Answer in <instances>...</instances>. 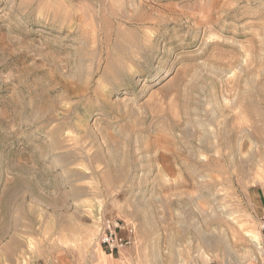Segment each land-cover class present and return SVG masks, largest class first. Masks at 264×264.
<instances>
[{
	"label": "rangeland",
	"instance_id": "1",
	"mask_svg": "<svg viewBox=\"0 0 264 264\" xmlns=\"http://www.w3.org/2000/svg\"><path fill=\"white\" fill-rule=\"evenodd\" d=\"M263 215L264 0H0V264L103 217L140 264H240Z\"/></svg>",
	"mask_w": 264,
	"mask_h": 264
},
{
	"label": "crops",
	"instance_id": "2",
	"mask_svg": "<svg viewBox=\"0 0 264 264\" xmlns=\"http://www.w3.org/2000/svg\"><path fill=\"white\" fill-rule=\"evenodd\" d=\"M134 247L125 249L122 252L108 253L97 242L91 243L87 249H80L69 253H64L59 258H55L49 264H140L134 252ZM176 253V252H175ZM177 254V253H176ZM174 256L168 264H183L182 260ZM136 256V257H135ZM145 264H165L152 260H145ZM240 264H264V251L259 250L255 258L246 260Z\"/></svg>",
	"mask_w": 264,
	"mask_h": 264
},
{
	"label": "built area",
	"instance_id": "3",
	"mask_svg": "<svg viewBox=\"0 0 264 264\" xmlns=\"http://www.w3.org/2000/svg\"><path fill=\"white\" fill-rule=\"evenodd\" d=\"M261 239L259 250L264 251V215L260 218ZM135 228L123 220L103 217L100 219L96 242L108 253H119L135 244ZM188 264H196L190 262Z\"/></svg>",
	"mask_w": 264,
	"mask_h": 264
}]
</instances>
